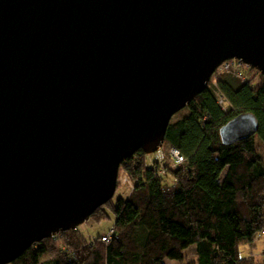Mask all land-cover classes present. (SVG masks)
<instances>
[{
    "label": "water",
    "instance_id": "water-1",
    "mask_svg": "<svg viewBox=\"0 0 264 264\" xmlns=\"http://www.w3.org/2000/svg\"><path fill=\"white\" fill-rule=\"evenodd\" d=\"M231 60L264 76V0H0V264L109 203Z\"/></svg>",
    "mask_w": 264,
    "mask_h": 264
},
{
    "label": "trees",
    "instance_id": "trees-1",
    "mask_svg": "<svg viewBox=\"0 0 264 264\" xmlns=\"http://www.w3.org/2000/svg\"><path fill=\"white\" fill-rule=\"evenodd\" d=\"M244 67V81L227 75L218 82L230 107L224 110L207 88L186 116L169 124L165 144L186 158L182 167L160 173L143 152L137 163L132 157L122 164L133 184L129 196L92 215L101 222L110 207V242L101 240L110 230L86 240L76 229L34 245L11 264H166L182 261L190 249L195 264H264V256L256 261L240 252L264 238V76ZM243 113L256 116L258 133L224 145L220 129Z\"/></svg>",
    "mask_w": 264,
    "mask_h": 264
},
{
    "label": "rangeland",
    "instance_id": "rangeland-1",
    "mask_svg": "<svg viewBox=\"0 0 264 264\" xmlns=\"http://www.w3.org/2000/svg\"><path fill=\"white\" fill-rule=\"evenodd\" d=\"M239 70L242 74H244L246 70L248 71V69L244 66H241V68H239ZM247 71H246V73H247ZM216 82L218 83L219 81H216ZM187 114H188V111H187V108H185L184 110H182L181 112L176 114L172 118V121H176V120L186 116ZM256 139L259 141L258 137H256ZM163 148L165 151H167L169 146L167 144H164ZM139 155H140V152L135 154L133 156L134 158H132V159L130 158L133 163H137V161L139 159H142L141 156H139ZM146 156L152 158L151 155H146ZM147 161L149 162V160H147ZM144 162H145V160H144ZM166 165L168 167L171 166V160L170 159L166 161ZM125 178L128 181H130V183L132 184L128 174L125 171V169L121 166L120 171H119V178H118V189L116 191L115 197L112 200L113 205L116 203V201L119 198H123V197L127 198L130 194V191H131L130 188L123 184ZM172 180H173V178L169 177L166 181L171 183ZM104 209L108 214L107 219H104L101 222H97L94 219V217L92 216L88 221H86L84 224L80 225L77 228V231L86 240H94V239L98 238L99 236L106 234L110 230V228L115 224V216H114L113 212L111 211L110 207L106 206V207H104ZM60 238H61V236H59V239ZM241 248H242V255L243 256L253 255V256H255L256 261H261V259H263L262 257L264 256V238L258 237L253 250H248L247 248H244V247H241ZM47 259L48 258H46V260ZM195 261H196V258L193 254V250L190 249V250L185 252L184 259L182 261H175V260L167 259L166 264H195Z\"/></svg>",
    "mask_w": 264,
    "mask_h": 264
},
{
    "label": "built area",
    "instance_id": "built-area-1",
    "mask_svg": "<svg viewBox=\"0 0 264 264\" xmlns=\"http://www.w3.org/2000/svg\"><path fill=\"white\" fill-rule=\"evenodd\" d=\"M241 66H244L240 62L236 60L226 61L224 62L215 72L213 75L210 84L208 88H214L215 95L217 97V101L220 104V106L226 110L228 107H230V103L224 93L221 92L220 88L218 87V83L216 81H219L222 77L227 75H235L238 79L243 80V75L240 72L239 68ZM152 158L149 157V166L152 168H158L161 172H165V169L168 168L166 165L167 160H171V166L172 169H179L186 163V158L180 153V151L176 148L169 147L167 151L164 150V148H160L158 152L151 155ZM169 158V159H168ZM125 186L129 187L130 190L133 189V184L130 183L126 178L124 179ZM264 236V231H263ZM114 235V230L111 229L110 232L102 237V242L108 243L111 241L112 237ZM58 236V235H57ZM57 236L53 237L56 238Z\"/></svg>",
    "mask_w": 264,
    "mask_h": 264
},
{
    "label": "crops",
    "instance_id": "crops-1",
    "mask_svg": "<svg viewBox=\"0 0 264 264\" xmlns=\"http://www.w3.org/2000/svg\"><path fill=\"white\" fill-rule=\"evenodd\" d=\"M244 248H247L248 250H250L247 246H243ZM240 252H241V258H247L249 257L250 255H247V256H243L242 255V248H240Z\"/></svg>",
    "mask_w": 264,
    "mask_h": 264
}]
</instances>
